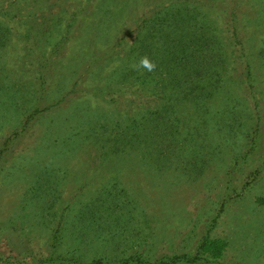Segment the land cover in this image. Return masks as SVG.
<instances>
[{
  "label": "rangeland",
  "instance_id": "rangeland-1",
  "mask_svg": "<svg viewBox=\"0 0 264 264\" xmlns=\"http://www.w3.org/2000/svg\"><path fill=\"white\" fill-rule=\"evenodd\" d=\"M90 261L264 264V0H0V264Z\"/></svg>",
  "mask_w": 264,
  "mask_h": 264
},
{
  "label": "clouds",
  "instance_id": "clouds-1",
  "mask_svg": "<svg viewBox=\"0 0 264 264\" xmlns=\"http://www.w3.org/2000/svg\"><path fill=\"white\" fill-rule=\"evenodd\" d=\"M131 68L137 71L144 69L148 72H153L156 68V64L147 55H142L138 61L131 64Z\"/></svg>",
  "mask_w": 264,
  "mask_h": 264
},
{
  "label": "trees",
  "instance_id": "trees-1",
  "mask_svg": "<svg viewBox=\"0 0 264 264\" xmlns=\"http://www.w3.org/2000/svg\"><path fill=\"white\" fill-rule=\"evenodd\" d=\"M83 264H101L99 261H90Z\"/></svg>",
  "mask_w": 264,
  "mask_h": 264
}]
</instances>
